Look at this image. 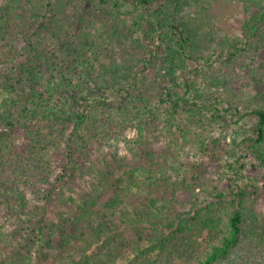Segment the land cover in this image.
Segmentation results:
<instances>
[{
    "label": "trees",
    "instance_id": "1",
    "mask_svg": "<svg viewBox=\"0 0 264 264\" xmlns=\"http://www.w3.org/2000/svg\"><path fill=\"white\" fill-rule=\"evenodd\" d=\"M184 3L187 0H92L95 7L117 11H122L127 4L131 9L141 6L155 19L157 29H161L158 39L165 47L158 45L156 54L152 51L150 54L166 57L174 81L160 102L163 121L161 128L155 131V141L146 139L144 144L149 147L165 141L164 146L170 149L159 152L161 163L140 168L144 185L171 180L169 157L182 151L195 150L203 155L207 169L205 162H201L203 172L194 174L192 179L183 177L173 181L171 195L149 198L147 212L132 209L121 217L122 224L134 225L149 233L145 243L135 241L137 252L132 259L119 263L118 241L107 239L105 233L92 243L93 249L80 255L74 264H219L243 241L247 224L260 225L256 204L264 195V186L244 182L246 162L239 164L243 157L233 149H224V142L232 136L236 147L252 148L264 163V96L241 103L229 83V69L223 58L233 60L249 50L244 37L254 25L261 28L264 23V0L253 5V26L242 21L244 37L235 35L229 44L211 48H202L198 43L199 32L189 21L179 18L178 12ZM42 18L51 20V36L34 41L31 21L16 23L0 12V20L13 29L11 39L22 35L31 54L16 75L6 77L0 90V127L3 128L0 132V199L14 209L13 214H19L18 217L12 214L13 218L19 221L23 216L27 218L36 226L40 240L50 245L43 222L48 217L46 211L52 204L57 182L65 180L63 173L52 183L55 153L66 155L65 172L75 169L83 161L91 160L92 141L115 147L126 131L154 111L156 104L137 95L134 88L126 87L137 82L139 73L132 74L127 85H123L133 66L131 70L105 69L101 75H95L88 68H95L94 62L98 59L91 60L86 53L73 50L74 40L82 39L99 58L100 47L96 43L103 41V33L93 36L86 30L87 26L78 27L56 16ZM143 49L130 58L133 63L147 61ZM0 52L2 56V48ZM17 52L11 49V55ZM64 53L66 57H62ZM218 53L220 55L216 56ZM148 64H152L151 59ZM260 68L264 75V68ZM109 72L119 77L114 81ZM25 83L30 84V91L23 90ZM58 91L63 97L55 100ZM118 91L125 94L117 103L110 95ZM13 93L18 96L14 97ZM57 101L60 104H56ZM250 118L253 123L248 128L236 127ZM211 124L223 125L221 131L209 135ZM232 132L235 136L242 135V139L237 141ZM19 138L21 143L18 144ZM144 150L147 152V148ZM213 174L217 177L213 178ZM51 183L45 208L38 207L43 215L38 220V209L28 210L26 204L23 205L24 188L34 187L35 196H39L45 185ZM23 227L18 225L20 229ZM152 251L157 252V262L149 263Z\"/></svg>",
    "mask_w": 264,
    "mask_h": 264
},
{
    "label": "rangeland",
    "instance_id": "2",
    "mask_svg": "<svg viewBox=\"0 0 264 264\" xmlns=\"http://www.w3.org/2000/svg\"><path fill=\"white\" fill-rule=\"evenodd\" d=\"M256 2L258 0H187L178 16L189 21L199 32L198 43L202 48H211L218 44H229L235 35L244 37L241 31L242 21L253 26V5ZM131 7L127 4L122 11H117L113 8L95 7L92 0H0V12L10 20L21 24L32 22L31 35L34 41L43 36H51V20L43 19L44 15L56 16L78 27L87 26L86 30L93 36L103 33V41L96 43L100 47L99 58L95 56L93 49H88L82 39L74 40L73 50L86 53L91 60L98 59L94 62L95 68H88L95 75H101L105 69L131 70L130 66H133V71L127 74L128 79L124 80L123 85H127L132 74L139 73L137 82L126 87L134 88L137 95L156 104L154 111L137 121L134 128L126 131L115 147L102 141H92L91 160L83 161L75 169H67L65 172L63 165L67 160L66 155H54L52 151L55 160L52 183L57 182L56 178L63 173L65 180L57 182V188L51 196L52 204L46 211L48 217L43 220L50 245L40 240L36 226L27 218L23 216L20 221L13 218L14 209L0 199V264H74L80 255L91 251L94 246L92 243L97 242L105 233L107 239L118 241V262L126 263L137 252L135 241L145 243L144 239L148 238L149 233H144L137 226L122 224L121 217L132 209L147 212L149 198L169 196L173 191V181L183 177L192 179L194 174L203 172V167L200 166L201 162H205L203 155L195 150L182 151L169 157L171 180L159 181L152 186L144 185L145 179L140 168L145 164L161 163L159 152L170 149L169 146H164L167 143L165 141H162L163 144L153 143L149 147L145 146L144 141H155V131L161 128L163 121V106L160 102L165 97L164 93L170 91L174 77L166 57L153 56L158 45L165 47L162 40L158 39L161 29H157L155 19L149 17L143 7ZM9 27V24L0 20V90L6 77L16 75L31 55L28 42L22 35L16 40L11 39L13 29ZM244 40L248 43L249 50L233 60L223 58V62L229 69L227 73L230 85L239 95L241 103L247 104L264 96V75H261L260 70L261 66L264 68V23L261 28L254 25V29ZM12 48L18 51L17 54L11 55ZM142 49L147 61L137 60V63H133L130 58ZM151 51L153 55L150 54ZM62 57H66V54ZM67 59H70L68 55ZM149 59L152 61L150 65ZM109 75L114 81L119 77L111 72ZM30 89L29 83L23 85L24 91ZM124 94L125 92L118 91L111 94L110 98L118 103ZM12 95L17 97L18 93ZM61 97L63 95L58 91L55 100ZM55 103L60 104L58 101ZM252 123L253 119H245L236 127L242 125L248 128ZM222 126L211 124L208 128L209 135L218 134ZM2 130L0 127V132ZM232 133L236 135L235 132ZM235 137L237 141L242 139V135ZM16 142L21 143V139ZM224 149H233V152L236 151L238 156L243 157L239 164L246 162L247 165L243 170L245 183L264 186V163L252 148L236 147L231 136L225 140ZM148 153L155 158L151 159ZM212 177L216 178L217 174ZM52 183L45 185L39 196H35L34 187L24 188L25 197L22 202L23 205L26 204V209L37 211L38 207L45 208ZM256 207L260 225L247 224L243 241L219 264H264V195L259 198ZM38 214V220L43 218L39 209ZM13 215L19 216L18 213ZM18 225L24 227L20 229ZM69 238L72 240L67 242ZM84 245L87 247L84 248ZM151 253L148 256L149 263L157 262V252Z\"/></svg>",
    "mask_w": 264,
    "mask_h": 264
}]
</instances>
